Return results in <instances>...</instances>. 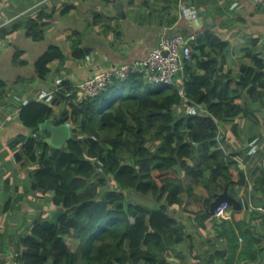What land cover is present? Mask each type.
<instances>
[{
  "label": "trees",
  "instance_id": "trees-1",
  "mask_svg": "<svg viewBox=\"0 0 264 264\" xmlns=\"http://www.w3.org/2000/svg\"><path fill=\"white\" fill-rule=\"evenodd\" d=\"M70 10L68 5L63 13ZM19 22L4 27L3 37L18 31ZM44 33L37 21L26 23L29 37L42 39ZM72 40L76 58L89 55L81 47L79 32ZM226 47L212 34L200 45L191 44L196 63L186 62L183 88L177 82L153 85L134 72L83 101H75L77 90L66 81L67 105L57 117L53 104L37 100L24 104L20 117L31 132L24 150L31 161L39 162L33 187L54 191L53 201L63 204L64 211L53 221L35 223L23 241V264H173L172 251L185 243L187 229L171 207L195 211L205 227L213 191L229 185L236 196L235 186L246 182V175L233 170L232 162H225L218 150L219 122L251 113L240 89L251 96L262 94L258 87L264 86V58L255 54L256 67L245 66L239 82L223 72ZM22 56L25 52L18 50L16 61ZM57 58L62 60L65 54L51 45L35 62L37 76L45 79ZM196 104L206 105V112L181 111ZM47 119L56 125L70 123L72 139L62 147L52 146L50 131L41 128ZM128 191L152 203L128 202ZM240 201L241 208L250 207L245 199ZM255 219L243 220L241 230L230 218L220 219L217 236L227 240V248L202 256L203 262L264 264V232ZM67 237L78 240L77 250L69 247Z\"/></svg>",
  "mask_w": 264,
  "mask_h": 264
},
{
  "label": "crops",
  "instance_id": "crops-1",
  "mask_svg": "<svg viewBox=\"0 0 264 264\" xmlns=\"http://www.w3.org/2000/svg\"><path fill=\"white\" fill-rule=\"evenodd\" d=\"M117 1L124 3L126 17L118 15ZM68 5L71 10L64 14ZM185 9L192 10V15H186ZM28 19L37 21L39 30H45L42 39L26 34ZM17 21L20 29L3 37L4 27ZM0 29V82H4L0 86V264H8L11 251L21 256L23 241L31 235L36 222L53 221L64 211L63 204L54 203V191L33 187L39 162L31 161L25 153L24 140L31 132L20 117L27 101L53 104L57 117L67 105L66 81L74 89L101 70L142 60L164 34H181L195 45H200L207 34L222 39L227 43L223 72L239 82L245 66L256 67L255 54L264 58V5L249 0H0ZM75 31L81 35V47L89 50L86 57L73 55ZM51 45L59 46L65 58L52 61L50 73L41 79L35 62ZM18 50L25 56L16 61ZM22 60L26 63L21 64ZM191 62L195 65L196 59ZM196 70L203 73V69ZM184 78L183 70L176 78L181 88ZM258 91L262 94L255 92L251 96L240 89L242 97L249 101L251 113L220 121L217 136L218 150L225 162H232L233 170L246 175L245 184L235 186V197L245 199L250 207L237 209L230 205L224 216L211 215L205 227L200 226L195 211L171 207L187 229L185 243L172 251L173 264H208L202 256L205 259L217 248L226 249L227 240L217 236L220 219L230 218L232 225L241 230V222L254 216V224L264 232V181L260 182L264 169V86H259ZM194 109L206 112L207 106L185 105L181 111ZM225 188L230 190L229 185ZM225 188L214 190L212 200ZM184 197L188 202L189 198ZM146 201L152 203L150 199ZM66 242L77 250V239L67 237ZM216 262L222 264L223 260Z\"/></svg>",
  "mask_w": 264,
  "mask_h": 264
},
{
  "label": "built area",
  "instance_id": "built-area-1",
  "mask_svg": "<svg viewBox=\"0 0 264 264\" xmlns=\"http://www.w3.org/2000/svg\"><path fill=\"white\" fill-rule=\"evenodd\" d=\"M259 5H264V0H249ZM190 16L193 11L184 10ZM192 60L191 38L181 34H164L157 45L152 48L148 55L142 60L123 62L117 66L101 70L91 77L85 78L76 84L77 89L75 100L83 101L89 97L98 95L117 78H127L134 72L143 75L146 82L153 85H173L179 72L185 68L186 62ZM67 94H71L68 91ZM227 203L222 204L216 215L222 217L226 214ZM8 264H23L20 254L11 251L8 257Z\"/></svg>",
  "mask_w": 264,
  "mask_h": 264
},
{
  "label": "water",
  "instance_id": "water-1",
  "mask_svg": "<svg viewBox=\"0 0 264 264\" xmlns=\"http://www.w3.org/2000/svg\"><path fill=\"white\" fill-rule=\"evenodd\" d=\"M115 7L118 9L119 16L126 17L124 3L122 1L115 2ZM180 73L182 72H179V74ZM41 128L51 132L49 143L54 147H62L72 139V129L68 123L56 125L52 123L51 119H47L41 124ZM214 196V199L208 207V212L212 216H217V210L220 209L224 203L237 209L241 208L240 201L228 191V188H225L223 192L215 193Z\"/></svg>",
  "mask_w": 264,
  "mask_h": 264
},
{
  "label": "rangeland",
  "instance_id": "rangeland-1",
  "mask_svg": "<svg viewBox=\"0 0 264 264\" xmlns=\"http://www.w3.org/2000/svg\"><path fill=\"white\" fill-rule=\"evenodd\" d=\"M127 195H128V197H127L128 198V202H140V203L148 202V201H146V198L145 197L139 196L134 191H128L127 192ZM70 244H71L72 247H74L73 241H71ZM172 258H171V260H172ZM202 260H203V258H202ZM172 261H174V259ZM143 264H145V263H143Z\"/></svg>",
  "mask_w": 264,
  "mask_h": 264
},
{
  "label": "clouds",
  "instance_id": "clouds-1",
  "mask_svg": "<svg viewBox=\"0 0 264 264\" xmlns=\"http://www.w3.org/2000/svg\"><path fill=\"white\" fill-rule=\"evenodd\" d=\"M77 90V89H76ZM68 93V92H67ZM76 98V97H75ZM21 260V259H20Z\"/></svg>",
  "mask_w": 264,
  "mask_h": 264
}]
</instances>
